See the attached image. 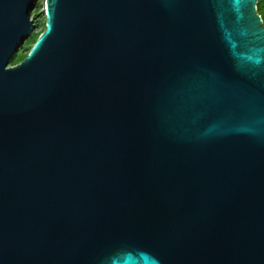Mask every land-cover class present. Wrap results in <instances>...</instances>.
Returning <instances> with one entry per match:
<instances>
[{
  "label": "water",
  "instance_id": "1",
  "mask_svg": "<svg viewBox=\"0 0 264 264\" xmlns=\"http://www.w3.org/2000/svg\"><path fill=\"white\" fill-rule=\"evenodd\" d=\"M259 0H0V264H264Z\"/></svg>",
  "mask_w": 264,
  "mask_h": 264
},
{
  "label": "trees",
  "instance_id": "2",
  "mask_svg": "<svg viewBox=\"0 0 264 264\" xmlns=\"http://www.w3.org/2000/svg\"><path fill=\"white\" fill-rule=\"evenodd\" d=\"M36 6H37V3H36ZM36 8V7H35ZM36 11V10H35ZM258 11H259V13L262 15V17H263V20H264V0H259V2H258ZM38 15V13H37V11H36V13H35V18H36V16ZM44 26H45V22H44ZM44 29V28H43ZM43 29H41V30H39V31H34L33 33H32V35L30 36V38L28 39V43H29V47H31L32 46V44L35 42V40L37 39V37L40 35V33L42 32V30ZM22 53V54H21ZM20 53V51L17 53V54H15L12 58H11V60H10V63L11 64H16V63H18V62H20L23 58H25V56L27 55V53L26 52H24V50H23V52H21Z\"/></svg>",
  "mask_w": 264,
  "mask_h": 264
},
{
  "label": "rangeland",
  "instance_id": "3",
  "mask_svg": "<svg viewBox=\"0 0 264 264\" xmlns=\"http://www.w3.org/2000/svg\"><path fill=\"white\" fill-rule=\"evenodd\" d=\"M44 7H45V0H38L37 6H36V11L38 15L35 18V13L33 16V20L36 23V30L39 31L44 28V22H45V13H44ZM30 49L28 41L25 43V45L21 48L20 53L23 52H28ZM22 54V53H21Z\"/></svg>",
  "mask_w": 264,
  "mask_h": 264
}]
</instances>
